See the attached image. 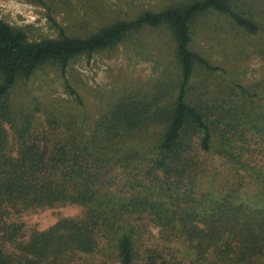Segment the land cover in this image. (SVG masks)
<instances>
[{
    "label": "trees",
    "instance_id": "obj_1",
    "mask_svg": "<svg viewBox=\"0 0 264 264\" xmlns=\"http://www.w3.org/2000/svg\"><path fill=\"white\" fill-rule=\"evenodd\" d=\"M28 1L46 7L57 35L30 39L25 28L0 19V123L13 116L9 96L20 81L45 65L64 71L75 58L146 27L168 31L176 70L121 90L89 133L67 120L63 138L40 144L25 113L28 127L18 130L10 156L0 126V264H264V188L254 197L197 189L199 152L234 157L246 169L249 138L264 146V103L255 101L264 90L226 84L216 62L193 44L198 20L209 14L227 18L235 34L263 39L264 18L244 0H184L77 36L52 17L60 0ZM51 109L54 124L64 111ZM64 203L85 206L84 218H64L25 240L23 224L7 219L9 209ZM149 223L159 228L158 239L150 238Z\"/></svg>",
    "mask_w": 264,
    "mask_h": 264
},
{
    "label": "rangeland",
    "instance_id": "obj_2",
    "mask_svg": "<svg viewBox=\"0 0 264 264\" xmlns=\"http://www.w3.org/2000/svg\"><path fill=\"white\" fill-rule=\"evenodd\" d=\"M180 1L184 0H60L62 6L52 12V17L68 34L88 36L117 20L131 19L144 10H158ZM244 1L254 16L264 18V0ZM47 13L46 7L39 3L0 0V19L25 28L30 39L57 35V27ZM228 22L227 18L217 13L201 17L195 28L193 44L216 62L221 69L217 72L218 76L226 84L234 86L239 83L260 94L264 90L262 33L246 35L239 31L235 34ZM171 49L172 40L165 27H146L128 35L115 47L75 58L64 71L52 65L43 66L30 79L20 81L9 96L13 116L11 120L0 123L5 151L10 156H16L18 130L27 126L25 121L29 117L30 133L40 144L50 145L58 137L63 138V133L67 131L63 121L67 120L74 128L89 133L94 121L99 119L108 108V103H112L121 90L144 88L165 70L175 75L176 63ZM255 101L262 104L264 98H255ZM52 107H60L64 111L63 116L56 115L54 124L47 120L51 112H46ZM25 113L30 116L25 118ZM247 147L249 150L243 155L249 165L246 169L239 168L242 165L234 157L232 162L218 154L199 152L203 170L197 189L211 188L217 192L235 190L242 196L254 197L258 190L264 188V146L255 137H250ZM121 179V176L117 177V181ZM85 214V206L64 203L18 213L9 209L7 219L23 224L22 239L25 240L33 230H46L64 218L82 219ZM147 228L150 238L158 239L159 228L151 223Z\"/></svg>",
    "mask_w": 264,
    "mask_h": 264
}]
</instances>
